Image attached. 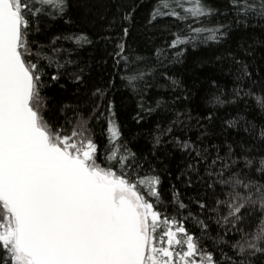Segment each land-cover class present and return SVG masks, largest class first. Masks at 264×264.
I'll return each instance as SVG.
<instances>
[{
  "label": "snow or ice",
  "instance_id": "snow-or-ice-1",
  "mask_svg": "<svg viewBox=\"0 0 264 264\" xmlns=\"http://www.w3.org/2000/svg\"><path fill=\"white\" fill-rule=\"evenodd\" d=\"M68 8L69 0H0V264H264V126L244 129L258 151L228 145L221 154L219 145L213 153L174 134L182 113L157 124L154 148L170 144L185 157L180 186L163 188L153 162L125 141L105 101L109 86H96L86 109L46 115L44 90L62 76L83 83L78 54L93 43L73 31L48 44L36 38L42 20L70 25ZM123 20L131 23V12ZM149 23L171 39L143 55L127 47L123 27L113 53L120 80L140 97L138 122L166 107L162 99L146 105L153 86L179 87L165 71L170 63L234 27H264V0H156ZM248 75L245 68L240 79ZM246 100L264 111V94L243 85L211 103Z\"/></svg>",
  "mask_w": 264,
  "mask_h": 264
},
{
  "label": "trees",
  "instance_id": "trees-1",
  "mask_svg": "<svg viewBox=\"0 0 264 264\" xmlns=\"http://www.w3.org/2000/svg\"><path fill=\"white\" fill-rule=\"evenodd\" d=\"M214 2L224 5L227 0ZM154 3L156 0H69L68 16L72 23L69 25L59 19L42 20L41 30L35 35L41 44H48L54 36L68 31L86 33L93 40L78 54L79 66L84 68V82L77 84L62 76L59 81L50 82L44 90L50 109L46 115L56 118L60 109L69 104L86 109L93 99L91 93L95 87L109 86L105 101L110 100L115 105L125 141L134 151L153 162L162 178V187L167 189L172 183L180 186L177 177L185 166V157L170 144L154 148V137L157 124L167 127L177 112L183 114L184 126L174 134L190 138L213 153V145L220 146L221 154L228 145L237 152L242 148L260 149V144L244 129L251 128L252 124L264 126V111L251 100L223 107H214L211 101L215 96L231 98L233 89L241 85L258 95L264 94V27H234L219 44L189 46L179 63H170L165 69L168 76L179 81V87L153 86L147 94L146 105L162 99L166 107L138 122L137 115H143L139 107L140 97L120 80L122 73L114 66L113 53L115 43L123 35V27L128 28L124 42L139 54L150 55L156 47L171 39L170 35L163 34L162 28L149 23ZM126 12H131V23L123 20ZM245 68L250 75L240 79ZM161 82L170 84L166 80ZM209 113H213L211 120L207 119ZM241 116L244 119L239 120L238 127L229 128L225 123ZM256 225L257 219L253 218L248 226ZM207 243L211 245L212 242Z\"/></svg>",
  "mask_w": 264,
  "mask_h": 264
}]
</instances>
